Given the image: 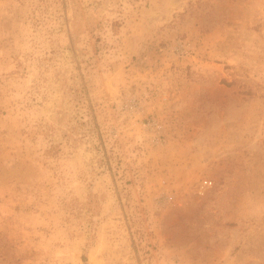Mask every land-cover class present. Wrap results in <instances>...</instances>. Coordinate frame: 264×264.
Instances as JSON below:
<instances>
[{
	"label": "rangeland",
	"instance_id": "obj_1",
	"mask_svg": "<svg viewBox=\"0 0 264 264\" xmlns=\"http://www.w3.org/2000/svg\"><path fill=\"white\" fill-rule=\"evenodd\" d=\"M0 264H264V0H0Z\"/></svg>",
	"mask_w": 264,
	"mask_h": 264
},
{
	"label": "built area",
	"instance_id": "obj_2",
	"mask_svg": "<svg viewBox=\"0 0 264 264\" xmlns=\"http://www.w3.org/2000/svg\"><path fill=\"white\" fill-rule=\"evenodd\" d=\"M213 182L210 179H203L200 183L201 190L212 187Z\"/></svg>",
	"mask_w": 264,
	"mask_h": 264
}]
</instances>
